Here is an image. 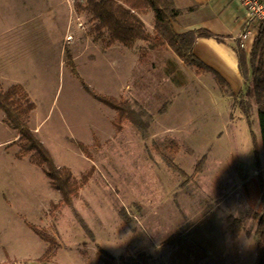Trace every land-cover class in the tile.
Instances as JSON below:
<instances>
[{
    "label": "rangeland",
    "instance_id": "1",
    "mask_svg": "<svg viewBox=\"0 0 264 264\" xmlns=\"http://www.w3.org/2000/svg\"><path fill=\"white\" fill-rule=\"evenodd\" d=\"M63 1L0 0V53L7 48L13 54L33 53L16 73L36 105L29 124L42 121L39 140L57 166L71 171L79 188L70 204L53 208L60 193L47 185L43 173L31 174L27 163L11 166L17 146L4 143L0 194L10 196L17 188L34 194L25 207L40 209L41 221L35 225L58 235L55 264H124L119 256L129 264L130 258L140 261L139 253L147 257L141 264H162L175 246L172 238L211 208L224 237L222 264H253L256 220L253 201L242 188L245 176L259 174L264 185L253 103L243 115L210 73H195L170 51L151 52L139 61L146 45L142 41L99 54L101 42L90 31L93 22L78 6L84 0ZM143 18L150 27L151 15ZM51 39H57L56 48ZM72 68L89 89L126 97L147 129L138 131L128 123L115 128L114 109L83 90ZM0 83L4 89L10 85L6 78ZM2 118L0 111V143L12 132ZM257 167L262 171L255 172ZM226 213L242 223L236 238ZM158 243L162 246L156 249ZM198 263L206 264L204 259Z\"/></svg>",
    "mask_w": 264,
    "mask_h": 264
},
{
    "label": "trees",
    "instance_id": "2",
    "mask_svg": "<svg viewBox=\"0 0 264 264\" xmlns=\"http://www.w3.org/2000/svg\"><path fill=\"white\" fill-rule=\"evenodd\" d=\"M81 10L86 12L93 22L90 31L94 40H101L105 47L118 43L130 48L136 41L145 42V47L140 49L139 61H145L151 52L170 51L178 60L184 64L192 66L195 73L205 72L208 68L197 59L192 52L193 42L198 37H210L211 33L204 29H191L184 32H177L173 27L176 10L173 9L172 0H84V4L78 5ZM152 12L153 27L152 30L146 28L141 16ZM255 35L251 44L252 48L246 54L240 46H237L236 53L238 58V67L243 78V88L236 96L240 110L246 115L252 101L257 114L260 139L263 148L264 162V21ZM72 73L80 80L83 90L87 91L92 97L101 103L111 107L115 111L113 125L121 127L123 124H130L138 131L147 129V122L144 121L141 112L134 107L126 97H115L112 95L98 93L89 87L77 77L75 69ZM33 102L29 99L25 89L20 84H11L3 88L0 83V111L3 113L4 124L16 133L17 139L14 143L18 147L16 157H27L29 162L39 167L48 178L51 188L56 189L60 194L58 203L52 204V207H58L61 204L71 203L72 197L77 194L79 183L75 182L72 173L64 166H57L51 154L46 147L41 144L29 125L30 112L33 110ZM254 139V138H253ZM80 149L85 150L86 146L77 143ZM173 146V147H172ZM171 150L176 147L172 145ZM84 181L85 177L82 178ZM257 186V187H256ZM264 185L261 175H257L242 184L246 191L248 201L252 202V217L256 220L255 233L257 235V245L254 253L255 260L253 264H264ZM255 187V188H254ZM252 192V193H251ZM261 192V193H260ZM259 194V197L257 194ZM258 199V200H257ZM225 221L231 228V236L236 238L241 230V221L233 218L230 214H225ZM28 227L48 244L46 251L42 256L46 259L53 256L58 242L56 238L48 233L47 230L36 225L27 224ZM190 227V226H189ZM223 234V233H222ZM189 238L188 231L177 234L172 238L175 243L186 241ZM139 260L130 258L129 264H141L147 259L145 254L139 253ZM124 264V258L118 257ZM113 260V259H111Z\"/></svg>",
    "mask_w": 264,
    "mask_h": 264
},
{
    "label": "crops",
    "instance_id": "3",
    "mask_svg": "<svg viewBox=\"0 0 264 264\" xmlns=\"http://www.w3.org/2000/svg\"><path fill=\"white\" fill-rule=\"evenodd\" d=\"M60 3H64V1L60 0ZM172 4L173 9L176 10V16L174 21H172L175 31L184 32L191 29H204L212 34L210 37L196 38L193 45H191L192 52L208 68L205 72L210 73L214 77L219 87L221 86L228 90L229 94H231L229 97L232 101L238 102L236 96L243 88V78L239 71L235 48L240 46L248 54L255 38L254 36H250L245 39L243 44L240 41V31L243 28V17L245 13L243 7L240 6L237 0H172ZM67 6L68 11L72 12V6ZM147 15H151V20L153 21V15L151 12H148L141 16L144 21L143 23L146 22L143 17ZM145 25L148 30H152L153 22L150 27L147 23ZM33 30L35 32V28ZM63 38L60 40L58 51L60 57L62 55L61 51H63ZM23 39L22 37L19 38V40ZM51 40L52 47L56 48L58 46L57 39ZM98 41L101 42V46L100 50L96 47V51L101 55L105 54V48L107 50L115 47L119 49L121 47L125 48V46L118 43L105 47L101 40ZM83 49H88L87 43H85ZM13 52L7 48V52L1 51L0 53V55H3L1 56L2 61L0 60V79L6 78L10 82V85L15 83L20 84L31 100L25 81L16 77V73L19 72L17 66L24 61V57H30L33 53L26 51L13 54ZM4 65L9 69H5L3 67ZM116 72H118V68ZM249 102L252 103L251 100ZM35 109L36 105H34L29 117H31V113ZM253 110L255 109L253 108ZM243 115L246 114L243 113ZM41 123L42 121L34 125L29 124L32 129L31 131L37 137H39ZM249 131L251 134L253 133L251 130ZM16 139L17 135L12 130L9 137L0 144H12ZM17 151L18 147L13 155L10 156L12 158L10 162L11 166L16 168L19 164L25 162L28 165L26 166L27 170L31 174L39 175L43 173L39 167L30 163L27 157L17 158ZM49 153L51 154L50 151ZM262 163L264 166L263 161ZM254 170L255 172L262 171L258 167ZM5 177L8 179L7 184H11L10 180L11 178L13 179V176L8 173ZM250 179H252V176H245L242 184ZM46 183L50 187L48 180ZM30 194L25 192L23 188H17L10 196L0 194V264H55L58 251L61 248L59 246L60 242L57 241L59 244L56 246L53 256L51 255L42 261L41 258L48 244L38 235H35L27 225L28 223L33 225L39 224L42 217V211L40 209H29V207H25L26 200L29 201L35 198L33 196L34 194L32 196ZM13 201L16 203L14 204ZM215 214L214 208H211L208 214L200 215L199 219L188 228L189 238L187 241L168 248L162 264H199L198 262L202 259L205 260L206 264H222L224 262L222 261V257L224 255L223 253H225V243L223 241L224 237L220 219ZM52 235L58 239V235L54 233ZM155 246L157 249V247L162 246V243H158Z\"/></svg>",
    "mask_w": 264,
    "mask_h": 264
},
{
    "label": "built area",
    "instance_id": "4",
    "mask_svg": "<svg viewBox=\"0 0 264 264\" xmlns=\"http://www.w3.org/2000/svg\"><path fill=\"white\" fill-rule=\"evenodd\" d=\"M244 9V22L240 31V41L243 44L245 39L257 34V31L264 21V0H237Z\"/></svg>",
    "mask_w": 264,
    "mask_h": 264
}]
</instances>
